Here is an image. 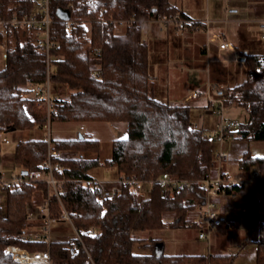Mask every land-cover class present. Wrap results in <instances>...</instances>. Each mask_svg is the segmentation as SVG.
<instances>
[{
	"label": "trees",
	"instance_id": "1",
	"mask_svg": "<svg viewBox=\"0 0 264 264\" xmlns=\"http://www.w3.org/2000/svg\"><path fill=\"white\" fill-rule=\"evenodd\" d=\"M50 1L55 16L51 82L56 111L52 124L125 122L128 137L115 140L112 156L103 161L98 156L99 140L83 135L53 139V148L60 152L55 163L63 167V171L55 173L61 181V201L82 231V242L57 238L49 246L23 239V232L31 225L30 203L33 199L40 203L48 197V185L35 182L15 188L0 186V264H19L7 254L9 246L32 253L49 250L59 264H235L238 254H167L163 241L145 242L135 236L136 232L201 226L196 221L191 224L190 215L207 202L203 181L218 174L215 137L193 125L192 106L164 101L156 95L150 71L151 49L143 37V25L155 18H188L170 0ZM60 8L70 10V21L58 17ZM36 9L35 0H0V19L28 17ZM254 40L244 27L240 28L235 47L243 55L246 77L218 96L225 109L241 108L247 113L248 119L229 143L244 147L236 159L239 168L249 177L256 170L264 182V155L255 156L250 148L251 143H264V65L261 67L259 62L264 56V42L260 40L262 44L258 45ZM0 46L7 52L0 68V135L11 129L44 128L46 111L26 95L29 85L47 81L46 54L34 34L11 25L0 29ZM95 49L100 50L99 57L92 54ZM217 69L212 80L219 84L223 82L222 70ZM65 87L72 93L61 98L59 89ZM89 153L97 157H87ZM47 158L48 147L43 138L16 146L15 162L29 173L41 170ZM100 166L116 167L121 178L140 185L118 182L115 186L100 183L91 187L88 181L97 180L90 171ZM165 173L188 180L191 186L165 196L159 184ZM145 183L151 184L147 197L141 192V184ZM243 192L244 184L227 187V194ZM51 202L60 215L56 196ZM91 229L95 235L89 234ZM140 242H145L149 253L134 251ZM256 260L257 264H264V220L260 224Z\"/></svg>",
	"mask_w": 264,
	"mask_h": 264
},
{
	"label": "crops",
	"instance_id": "2",
	"mask_svg": "<svg viewBox=\"0 0 264 264\" xmlns=\"http://www.w3.org/2000/svg\"><path fill=\"white\" fill-rule=\"evenodd\" d=\"M170 1L179 9L180 14L198 23H203L204 30L181 34L171 25L162 30L155 22L150 21L146 24L144 30L147 32V37L145 39L151 49L150 71L155 85V93L164 101L189 104L192 107H208L211 102L206 96L192 98V93L207 90L209 83L218 84L212 80L214 71L219 70L217 67H221L222 70L220 78L223 82L219 84L224 85L225 88L227 83L235 84L246 77L245 61L240 50L235 47V43L239 40V31L242 27L245 28L251 38H258V35L260 37L261 27L264 23V0ZM207 22L212 33L220 37L217 41H209L206 32ZM120 31L123 32V29ZM223 41L230 43L233 49L222 50L220 44ZM58 94L61 98H67L66 90L63 88L59 89ZM225 111L228 117L239 118L242 121L248 119L247 113L241 108L231 107L226 108ZM90 124L93 128V134L86 136L82 134L87 129L84 124L54 122L52 129L53 126L56 127L57 136L53 137L62 140L75 139L83 135L100 141L101 128H107L106 133L110 137L111 143L128 137V127L125 122H91ZM199 128L204 129V126ZM11 133L21 135L19 142L43 138L46 134L44 128L35 127L0 135V177H5L3 174L7 167L5 164L6 157L9 156L15 162V150L10 154L11 156L3 150L4 144H10L6 143L4 139L9 140L8 137ZM213 133L212 136H215L216 130H213ZM25 134L28 135V138L24 139L22 135ZM240 145L241 143L235 144L234 142L227 144V150L231 153V160L227 167H237L238 173L235 180L244 183V192L238 195H222L218 198V204L226 222L212 230L206 243H202L204 239L199 238L203 226L201 210L190 215L191 224L196 221L202 224L199 227L198 224L194 227L147 231L144 232L146 235L142 236L141 239L145 242L163 241L167 254H238L235 264H257L256 254L257 240L260 234L261 219L259 215H261V208L256 204L257 195L256 193L253 194L255 191H246V182L250 177L247 176V173V175H242L244 171L239 168L236 161L244 148ZM250 148H262V144L251 143ZM234 155L237 157L234 158ZM254 155L263 156L264 152L256 151ZM17 167L18 173L14 176L20 175L23 171L21 166L17 165ZM121 176L119 173L120 179ZM260 187L264 190L263 181H261ZM40 224L41 222H34V225L31 223V226ZM66 225L67 223H60L56 227L53 239L66 238L64 236ZM194 228L198 229L197 235L193 233L192 229Z\"/></svg>",
	"mask_w": 264,
	"mask_h": 264
},
{
	"label": "built area",
	"instance_id": "3",
	"mask_svg": "<svg viewBox=\"0 0 264 264\" xmlns=\"http://www.w3.org/2000/svg\"><path fill=\"white\" fill-rule=\"evenodd\" d=\"M37 9L28 17L15 16L12 19H0V29L4 30L6 25H11L17 28H23L29 33L35 35L37 39V45L46 54L48 63V75L45 84L36 85L31 84L28 86L27 97L34 99L37 102L39 108L46 111L47 123L44 126L45 136L43 141L48 147V158L43 163L42 169L36 172L29 173L28 176L22 174L10 179L0 177V186L15 188L25 183L45 182L49 188L48 197H46L41 203L34 202L30 204L28 211L29 222H41L40 225L27 227L23 232V239L28 241H42L49 246L53 241V233L56 227L60 223H67L73 230L74 237L82 242V231H80L74 224L71 214L65 209L59 192V186L61 181L56 177V172L63 171V167L55 163V159L60 157V152L53 148L54 134L52 130V115L55 113V101L56 98L52 91V49L55 46V42L52 40V26L55 22V16L51 10L50 0H35ZM157 23L163 30L169 25H174L178 33L186 34L189 32H199L204 30L203 23H198L191 19H183L177 17L170 19L168 16H160L152 20ZM206 32L209 36V41H217L220 37L212 33L209 23H206ZM146 24L143 25V30ZM260 39L264 42V23L261 27ZM222 50L233 49V46L223 41L220 44ZM3 58L7 59L6 49L3 48ZM92 54L99 57L100 50H93ZM259 62L264 65V56L260 58ZM259 68V70L261 69ZM225 86L209 83L208 88L205 91H194L192 98H197L202 95L206 96L211 103H215L214 107H217L215 113L220 116V121L215 133V142L217 144L215 158L218 165V174L213 179H207L203 181V187L207 192V202L200 208L202 214L203 227L199 234L200 239L207 240L210 238V233L215 228L222 226L225 222V216L218 204V198L222 195H227V187L236 183L243 185L242 181H236L230 174L227 165L230 162V154L225 149V145L237 137V130L242 125V120L239 118L228 117L226 115V109L223 100L218 96L219 92L224 91ZM83 129V127H82ZM6 143H10L8 139H4ZM121 183L139 184L133 180L121 178ZM91 187H98L100 184L98 181H88ZM159 184L163 190L165 196L172 195L175 190L185 189L191 186L190 181L184 179L173 178L170 174L165 173L159 179ZM53 191L51 193V191ZM115 190L112 194H115ZM56 196L61 206V214L57 215L52 207L51 198ZM89 234L95 235L96 231L91 229ZM7 254H10L15 261L19 264H59L57 263L49 250L39 251L32 253L27 249L19 246H9L7 248Z\"/></svg>",
	"mask_w": 264,
	"mask_h": 264
},
{
	"label": "rangeland",
	"instance_id": "4",
	"mask_svg": "<svg viewBox=\"0 0 264 264\" xmlns=\"http://www.w3.org/2000/svg\"><path fill=\"white\" fill-rule=\"evenodd\" d=\"M143 37L144 38L147 37V32L145 30H143ZM255 39H256V40H254L255 43H257L258 45L262 44V42H260L261 39H260L259 35H258V38L256 37ZM2 58H3V49L0 46V68L2 67V64L4 63ZM231 85H232V83H230V82L227 83V86H226L224 91H226V89H228V87H230ZM65 89H66V95H67V97H69V95L72 93V91L68 87H65ZM210 104L211 105L208 107H195V106H193L192 110H191V120H192L193 125L198 127V128L201 126H204V129L206 130V132L212 136V134L214 135L213 130L214 131L217 130V127H218V124L220 121V116L215 113V110L217 109V107H214L215 103H210ZM84 125L86 126L87 129L85 131H83L82 134H84L86 136H91V134H93V128H92L91 124L85 123ZM55 129H56V127L53 126V129H52L53 134H54V136H57ZM106 131H107V128L106 129L101 128V131L99 133L100 134L99 136L101 138V140H100L101 152H100V155H98V156L101 158L102 161L110 158L112 156V150H113L112 143L110 142V137L108 136ZM22 136L24 139L28 138L27 134L22 135ZM20 137H21L20 134H16V133L12 134L11 133L8 137L10 144L9 145L4 144L3 150L9 155L11 153H13L18 142H19ZM261 144H262V148H258V149L257 148L256 149L251 148V152L253 154H256V151L261 152V153L264 152V143H261ZM225 149L227 150V144L225 145ZM87 157L94 158V157H97V155L93 154V153H89L87 155ZM236 157H237V155H234V158H236ZM15 163L16 162H14L9 156L6 157L5 164L7 167L5 168V172L3 174L6 179L13 178V177H15L14 175L18 173V167ZM228 166H229V164H228ZM228 169H229L230 174L233 176V178L236 179V174L238 173L237 167H230ZM245 174L246 173L242 172V175H245ZM90 175L97 178L98 179L97 181L105 187L115 186V184H117L120 181L119 172H118L117 168L112 167V166H100L98 168L92 169L90 171ZM260 184H261V179L259 178L258 172L256 170H254L250 175V179L247 180V182H246V191H252V190L255 191V192H253V194L256 193V195H257V203L256 204L259 205L261 208V210H260L261 215H259V216H260L261 220H264V190L260 187ZM150 189H151L150 183L141 184V192H142V195L144 197L148 196ZM52 192L53 191H51V193ZM33 201L36 202L37 200L33 199L31 201V203H33ZM42 201H43V199H42ZM37 203H38V201H37ZM66 226H67V228L64 226L65 227L64 236L67 239H73L74 235H73V231H72L71 227L69 226V224H67ZM192 230H193V233L195 235L198 234L197 228H194ZM144 235H146L144 232H136L135 233V236L139 239H141L142 236L144 237ZM144 243L145 242H140L138 245H136L134 247V251L136 253H139V254L149 253L147 248L144 246ZM202 243H206V240H202Z\"/></svg>",
	"mask_w": 264,
	"mask_h": 264
},
{
	"label": "water",
	"instance_id": "5",
	"mask_svg": "<svg viewBox=\"0 0 264 264\" xmlns=\"http://www.w3.org/2000/svg\"><path fill=\"white\" fill-rule=\"evenodd\" d=\"M57 15H58V17L61 19V20H63V21H70L71 20V12H70V10H68V9H63V8H60V9H58V11H57ZM14 131H16L15 129H11L10 131H8V132H14ZM83 136L81 135V138H82ZM23 176H28L29 175V171H27V170H23L22 171V173H21Z\"/></svg>",
	"mask_w": 264,
	"mask_h": 264
}]
</instances>
